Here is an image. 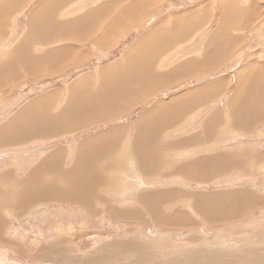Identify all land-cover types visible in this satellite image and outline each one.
Masks as SVG:
<instances>
[{
    "label": "rangeland",
    "instance_id": "rangeland-1",
    "mask_svg": "<svg viewBox=\"0 0 264 264\" xmlns=\"http://www.w3.org/2000/svg\"><path fill=\"white\" fill-rule=\"evenodd\" d=\"M43 1L27 0L26 4L13 14L8 40L0 44L1 48L5 44L8 51L21 40L29 18L37 17V9ZM109 1L124 0H77L58 16L63 20L69 17L70 19L82 17L95 7ZM21 2L23 3L22 0ZM118 7H125V5L121 4ZM249 7L255 9L254 14L250 12L249 19V22L252 21L254 24L248 23L246 27H241V30L234 32H231L227 24L224 26L225 30L220 32L224 12L225 17L239 19L236 13L239 14ZM128 8L136 9L131 6ZM141 8L143 13L121 17L122 27H118L117 34L112 35L114 39L112 44H105L113 45L109 47L110 51L105 55H93L95 43L92 39L102 38V32L111 20L98 19L96 22L100 35L93 36L94 32L90 30H86L83 35H76L82 38V43L76 42L69 47V51H66L60 61L56 59L53 67L50 68L45 60H41L37 76L27 77L19 72L20 79L6 83V87L0 89V131L7 125L12 126L14 119L17 125L18 114L30 103L46 95H55L54 112L57 115L62 113L69 97V89L78 81L90 80L91 89L97 92L99 77L93 80L92 76L85 75L95 73L100 69L98 67H103L115 58H119L132 43H136L162 22L165 23L161 29L156 30L158 34L155 35L171 34L175 26L174 20L188 19L196 14L199 17V19H191L190 24L185 26L188 32L182 44L178 45L175 39L172 40L171 47H173L163 53L167 61L162 64L163 66L159 62L164 61V55H159L156 50L153 51V54L156 53L158 57V60L154 59L157 60L158 71H172L189 58L200 56L209 45L210 37L220 32L217 36L220 39L218 41L220 46L217 43L213 49L216 47L218 49L212 51V54L207 53L209 54L207 59L214 57V60H211L214 63L212 69L205 75H196L200 71L198 69L200 66L192 65L190 68L194 74L192 80L184 81L183 77L175 76L172 82L163 88L159 87L161 81L158 80L156 83L155 80L147 77L146 84L151 82L150 85L156 86L159 92L152 96L142 95L137 102L125 106L118 114L110 115L109 119L95 121L90 126L78 128L71 133L67 131L45 140H31L23 142L29 144L0 149V173L20 169L17 177H25L32 168H37L39 162L57 152L64 153L63 165L71 169V164L74 162L73 152L77 147L89 144L90 140L98 134L103 137L108 136L110 132H120L117 139L119 147L115 154L112 153L116 158L110 159L115 163H109L106 156L99 161L101 164L111 165L110 169L103 170L101 175L113 181V187L104 194L110 201L109 207L112 210L108 211L104 203H95L98 197L103 198L98 193L96 183H94L95 186L84 185L92 178V172L94 174L100 172L101 166L98 163L94 169L86 170L85 168L77 171L80 176L81 171L84 170L90 174L86 176L87 174L82 173L85 178L78 179L79 187L82 185L80 193L78 190L73 191L75 198L76 195L87 197L89 202L87 207L76 202L48 201L31 206L26 205V209L20 211L0 206V221L2 220L0 233L3 236L0 235V264H264V205L257 204L254 208H248L244 215L236 219L212 223L204 219L200 214L199 205L195 208L194 200L189 198V195L211 196L240 192L264 201V160L260 158L264 155V120L257 119L256 128L245 133L229 125L226 112L228 104L240 85L244 70L253 64L257 66L264 64V0H148L145 4L142 3ZM234 36H236L237 44H230L232 41L229 39ZM104 39L110 41L109 37ZM71 43L69 42V45ZM105 45L101 48L104 49ZM151 45L149 44L147 48ZM59 47H61L60 44L54 46V48ZM33 49L36 53L40 47L34 46ZM221 55L226 56L220 59ZM77 59L80 60L77 61ZM76 63L80 64L76 65ZM24 64L28 67L27 61ZM72 64L74 67L70 66ZM152 66L154 65H150ZM127 67L126 63V66L119 68V72H126ZM45 68L51 71L44 72ZM104 71V69L101 70V73ZM137 71L143 70L138 68ZM110 73L114 74V71ZM261 80L264 81V76ZM214 83L219 84L212 93L213 100L207 106L196 110L186 121L184 120L185 123H182V126L164 130L158 135L162 138L167 131L168 136L175 142L173 150L168 152L169 150L166 151L161 146H153L149 151L157 156L155 157L157 164L153 170H150V175L147 176L149 172L141 175L136 165L138 162L135 158L128 156L131 143L139 132L137 122L161 102H168L187 94L190 96L193 93L192 89L197 90ZM77 85H74L73 89ZM259 108L262 106L260 105ZM217 111L222 112L212 129L211 123L209 125L212 131H210L212 135L210 139H206L204 141L206 143L198 144V148L197 146L182 148L184 138L194 133L201 134L200 128L203 123ZM159 117L157 114L153 116V118ZM20 119L18 126L27 120ZM147 126H141L139 130L143 131ZM33 149H38L36 155ZM242 151L254 154L253 158H259L258 162L250 161L246 164L248 168L246 171L237 167L224 173L206 174L201 179L192 176V171L188 176L178 171L180 166L189 165L201 158L215 157L220 153L236 162L238 158L235 155ZM163 153H167V156L159 157ZM67 154L70 159L66 156ZM66 157L69 159L67 162H65ZM85 163L86 167L96 164L94 161ZM116 163L123 168L117 167L114 170ZM241 166L244 167V165ZM53 192L52 196L55 199L62 197L70 200L73 197L69 195L70 193L59 196L57 192ZM161 193L172 194L163 200V205L156 196L149 197V200L147 199V202L143 204L139 201L142 196ZM217 209L221 212L218 206ZM135 212L139 214L140 217L136 218L140 220L131 218ZM218 212L215 215L220 216ZM173 217L177 218L176 223L168 221V218ZM162 218L164 222H161ZM69 228H72V231L68 234L55 237L56 229L67 231ZM55 240L63 242L67 251L61 256L52 254L39 259V254L45 255L44 252L48 253L50 248H53L49 245H52ZM101 250L103 251L100 252ZM107 251L111 253L108 254Z\"/></svg>",
    "mask_w": 264,
    "mask_h": 264
},
{
    "label": "crops",
    "instance_id": "crops-1",
    "mask_svg": "<svg viewBox=\"0 0 264 264\" xmlns=\"http://www.w3.org/2000/svg\"><path fill=\"white\" fill-rule=\"evenodd\" d=\"M15 1L22 3L21 0H15ZM22 1L23 3L21 6H24L27 0H22ZM75 1L77 0H73L68 6L72 5ZM146 2H148V0H124V1H117V2L109 1L107 3H102L100 6H97L91 11H89L88 14L82 16V18L88 21L90 25L88 30H90V32H94L93 36H96L97 34L98 35L101 34V33L99 34L100 30L98 29V23L96 22L98 19H110L111 20L109 22V25H107L105 29L102 27V30L104 29V31L102 32V38L99 37V38L92 39L93 42L95 43V45L93 46L94 50L92 52L94 53L93 54L94 56H98L100 54L105 55V53L110 51L109 47L113 45L108 46V47L105 46V48L103 49L100 46L101 40L105 41L104 38L109 37L110 41H105V42L112 44L113 42L112 40H114L112 38V35L117 34L116 29H118V27H122L121 17L122 16L128 17L132 14L136 15L137 13H143L142 11L143 9L141 8L142 3L145 4ZM41 4L39 5V7L41 6ZM121 4H124L125 7H118ZM21 6L16 8V11L19 10ZM130 6L136 7V9L128 8ZM66 9H63V10L65 11ZM254 11L255 9L253 7H249L239 12V14L236 13V15H238L239 19L240 18L242 19V18H246L247 14L250 15V12L254 14ZM59 14L60 13L58 12L56 16H58ZM225 15L226 13L224 12V18H223V21L220 27V32H222L223 29L225 30L224 26H227V24L229 25V23H235L236 20H239L237 17L229 18L227 16L225 17ZM196 18L199 19L198 14L188 19H182L178 21L174 20L175 26L173 28V32L171 31L172 32L171 34H167L166 36L165 35H162V36L155 35V34H158L156 33V30L159 28L161 29V26L165 23V22H162L161 24L156 26L154 30L150 31V33L145 35L143 38H140L141 40L139 39L136 43H132L119 58L117 59L115 58L112 62L104 66L102 65L103 67H98L100 69H98L95 73L91 72V74L85 75L88 77L92 76L93 78L92 77L91 78L94 80L97 77H99L98 79L103 78L102 75L105 74L107 75V77L108 76L112 77L113 81H116L115 77H118L123 74H126V75L128 74L129 81L128 82L120 81V82L126 83L129 89H128V92L124 96L114 97L113 99H110V101L111 100H122V102H114L115 105L119 104V107H117V110L109 109L108 112H104V113H100L99 111L90 112L89 115L84 117V120H82L83 126L81 127L90 126L95 121H102V120L109 119L110 115H115V113L118 114L122 112V109L125 106H129L130 104L137 102L142 95L152 96L158 93L159 89L156 86L150 85L151 82H149V84H146L148 83L146 81L148 79L147 77H150L152 80H155L156 83L158 82V80L161 81L159 82L161 83L159 87L163 88V87H166L168 83H171L172 78L175 76L183 77L184 81L192 80V77L194 76V74H192L193 73L192 70H190L192 65L198 66V67L200 66L198 68L200 71L196 75H205L206 73H208V70L210 71L214 65V63L211 61V60H214L213 59L214 57L212 56L207 59V56L209 55L207 53H211L215 49H218L217 47L213 49V47L217 46V43L220 40L217 37L220 32L213 35V37H210L209 45L205 47V50L203 51V53H201L200 56H197L195 58H189L188 60L181 63V65H179L177 68L173 69L172 71H168V72H161L160 70L158 71L159 68H158V65H156V61L158 60V57L156 56V53L153 54V51L156 50L159 55H164V61L159 62V63L161 65L165 64V62H167L166 55L163 53L167 52L169 49L173 47V46L171 47L173 39H175L178 45L182 44L184 40H186L185 36L188 31L186 30L185 26L187 24H190L191 19L195 20ZM39 19H43V16L40 17ZM79 19L80 17L71 18V19L69 17L68 19H64V20L61 19V20L66 21V23L68 24V21L70 22L71 20H79ZM191 22H194V21H191ZM230 29H231V32L239 31L235 29L234 26H230ZM76 32L77 31H72V33H75V34L71 35V37L76 36V35L79 36L80 34L83 35V33H85V31H81L78 33ZM7 35H9V32L7 33ZM29 35H30L29 42L28 44H25L26 48L24 50L21 51L20 49H18L20 42L22 40L19 41L16 45H14L8 51L3 52L0 50V62H6V63L11 64V62H8V61L12 59L16 63L20 61L22 65H25L24 62L27 61L28 66L36 69V76H37L38 66L41 65L40 63H42L41 60H45L51 68L54 66L53 64L55 63L56 59L60 61L63 58V56L66 54V51H69V50H66L60 56L53 58L54 49H59L61 47L54 48V46H57L58 44L53 45L55 39L52 38L53 36L52 31L40 30L38 27L35 26L33 29L31 28ZM47 38H48V41H47ZM233 38L231 37L229 39V41H232L230 44H235L237 42L236 36H234ZM78 39L82 40V38H78ZM76 40L77 39L68 40L66 42H63V45H66L65 47L69 48L70 46L75 45ZM151 41L157 42L158 46L155 48H150V47L147 48V46L149 45ZM69 42H72L71 45H69ZM218 45L220 46V42L218 43ZM34 46L40 47V50L36 53L33 49ZM136 48L139 50H135ZM228 51H231V50L228 49ZM228 51L226 52V55L228 54ZM226 55H221L220 59H224ZM80 59H77V61H79ZM154 59H157V60H154ZM35 61L38 64H36ZM126 63L128 64L126 72H123V73L119 72V68L121 66H126ZM78 64L80 63H76V65ZM55 65L57 66L58 64H55ZM150 65H154L156 67L155 68L154 66L150 67ZM70 66L72 67L73 64ZM149 67H150V70L148 71ZM138 68H141V70L143 71L138 72L137 71ZM103 69L105 70L104 71L105 73L103 72L101 73V70ZM117 70H118V74H117ZM113 71H114V74L110 73ZM85 76H82V77H85ZM263 76H264V64H262L261 66H257L256 64H253L247 70H244V72L242 73L240 85L233 99L231 100V102L228 104L226 108V112L229 117V125H231L232 128L234 129L239 128L240 131L247 133L251 131L252 129L256 128V125H258L257 119L264 120V81L261 80ZM98 82H99L98 84L101 83L100 81ZM218 84L219 83H214L210 85L208 84L206 86H202L201 88L197 90L192 89L193 93H191L190 96L187 94L188 96L183 95L175 99H172L168 102H161L160 104L152 108L147 114H145L137 122L139 132H137L136 134V139L133 140V143H131V151L128 153V156L135 158L136 162H138L136 165L140 169L141 175H146L147 172H149L147 176L150 175L151 174L150 170L151 169L153 170V167L156 166L157 164V160L155 159V157L157 156H154L152 152L149 151L153 146L154 147L161 146L166 151L169 150L168 152H170V150H173L172 148L175 142L168 136V132L165 131L162 138L158 137V135H160L164 130H170L171 128L181 125L182 123L184 124L185 121L189 118V116L193 114L194 112H196V110H199L207 106L213 100L214 96L212 95V93L215 91ZM51 95L53 94L46 95V96L48 97ZM44 97H42L41 99H43ZM99 98L100 96H97V99ZM261 98L263 99L260 100ZM41 99H37L34 102H38ZM260 105L262 106V108H259ZM237 110H240L239 115H236ZM25 111H26V108H24L18 114V123L21 121L20 118H22V120L28 119L30 124L33 123L35 127L40 130V134H43L42 128L44 124L42 123L41 117L52 118V116L47 115V113L37 112L36 109L34 111H32V109H29L28 114ZM221 112L222 111L215 112L214 115L209 117L208 120H206V122L203 123V125L200 128V131L202 130L201 134L194 133L190 135L189 137L184 138V142L181 147L185 148V147H190V146L191 147L197 146L198 148L199 147L198 144L206 143L204 141L206 139H210V137L212 136L211 129L215 125V122L219 120ZM243 113L244 115L247 116V119L249 118L253 119L254 123L252 125L247 126L241 123L242 119L239 118V116ZM156 114L159 115L160 117L153 118V116H155ZM59 115H61V113H58L57 117ZM234 120H235V123L233 122ZM18 123L16 125L15 119H14V121L12 122V126H13L12 128H10V126L7 125L6 127H4V130L0 131V149L22 146L21 144L15 143L17 139L18 131H13V130H15L16 128L18 129ZM38 125H41V126H38ZM146 125L148 126L146 127L145 130L143 131L139 130V127L146 126ZM209 125L211 129L209 128ZM10 130H12V132H9ZM119 134L120 132H117V131L114 133L110 132L108 133V136H103V137H101L98 134L97 136L93 137L92 140H90V143L86 141L89 144L87 145L83 144L82 146L77 147V149H75V152H73L74 162H72L71 164V167H72V168L70 167L71 169L63 165L64 162H62V160H63L64 153L57 152L49 157H46L47 159L45 160L43 159L45 154L42 155V159L44 161L39 162L40 164L37 165V168H32L31 171L28 173V175H26L25 177L24 176L17 177V173L20 172V169L19 170L17 169L16 171L11 170L10 173H12L14 177L15 178L17 177L18 179L28 178V176L33 177L34 179L48 178L49 180L57 182V183L49 182V184H47L50 190L52 187H61V189H63V187L66 186L69 182H74L73 179H75L78 182V179L85 178L84 175L87 174L86 176L88 175L90 176V174H88L85 170L81 171V176H80V174L77 173L78 169L79 170H82L85 168L86 170L89 168L94 169L96 165L100 164L101 166V169L99 170L100 174L99 173L94 174L92 172L91 173L92 178H90V180H87L84 185H87L88 181H90L89 183L94 186H95L94 183H96L97 185L96 187L99 191L97 192L99 193L100 196L102 195L103 198L98 197L99 199L97 198L95 200V203L97 204L104 203V206L108 209V211H111L112 208L109 207L110 201L107 199V197L104 194H105V191L107 192L109 189L113 187V181L110 178H104L101 175V172L103 170L110 169L111 165L109 164L104 165V163L101 164L99 161L101 158L106 156L107 160L109 159V163L111 164L113 162L115 163V161L110 160V159L115 157L114 155H112V153L115 154V151L119 147L117 143ZM48 136H49L48 138H50V135ZM5 138H12L13 140L5 141ZM38 140L40 139H35L33 141H38ZM25 144H29V143H23V145ZM178 144H181V143L178 142ZM33 150L35 151L34 153L36 155L38 149H33ZM66 156H68L69 158L68 154ZM166 156H167V153H163L159 155V157H166ZM235 156H237L236 158H238L240 161L237 159L236 162H234L233 160L228 159L226 156L220 153L218 155H215V157L201 158V160L198 159L189 165L180 166L178 167V171L180 170L179 173L180 174L184 173L186 174V176H188L190 172L192 171L193 172L192 176H194L197 179H201L202 177H205L206 174L211 175L213 173H224L225 171L228 172L231 169H235L237 167H241V170L246 171V169H248L245 166L246 164H248L250 161H257V162L259 161V158L257 157L253 158L254 154L251 155L248 152H244V151L237 153V155ZM68 158L66 157L65 162H67L70 159ZM260 158L264 160V155L260 156ZM93 161L96 164H90V165H87L86 167L85 162H93ZM162 165H165V164L162 163ZM241 165H244V167H242ZM117 167H119L120 169L123 168L122 165L118 166V164L116 163L113 169L116 170ZM5 172L7 173L9 171L7 170ZM82 173H84V175ZM59 180L60 182H58ZM32 188H35V187H32ZM11 194L16 195V193H11ZM242 194L249 196L251 198L253 197L245 193H242ZM169 195L170 193H163V194L161 193L158 195L151 194V195L142 196L139 201H141V203L143 204L147 202V199L149 200L148 197L156 196L159 199V202H161L163 205L164 204L163 200H165V198H169L172 194L170 196ZM230 195L234 196L233 201H235V197L240 196L241 193L237 192V193H232V194H223V195H216V196H226L227 197ZM203 196L204 197L202 198V200L199 201L196 198L197 196L189 195V198L191 200H194L193 204L195 208H197V205H199V209L201 206H204L206 204L208 205L207 199L215 195H211V196L203 195ZM254 199L258 200L259 198L255 197ZM46 201L62 202L61 200H58L52 197ZM37 203H33V204H37ZM88 203L82 204L79 202L78 204L82 205L83 207H87ZM263 203L264 201L260 199V202L259 201L256 202L255 205L257 204L259 206L264 205ZM236 204H237V201L234 202L235 207H236ZM114 211H116V209H114ZM200 214L204 217V219L206 218V220L211 221L206 213H203L200 211Z\"/></svg>",
    "mask_w": 264,
    "mask_h": 264
},
{
    "label": "bare ground",
    "instance_id": "bare-ground-1",
    "mask_svg": "<svg viewBox=\"0 0 264 264\" xmlns=\"http://www.w3.org/2000/svg\"><path fill=\"white\" fill-rule=\"evenodd\" d=\"M72 1L73 0H44L41 6L37 9L38 10L37 17L29 18L28 26L25 29V34H23V36L20 38L22 41L20 40L21 42L18 49L22 51L26 48L25 44H28L29 42L30 30L31 28L33 29L35 26L38 27L40 30L52 31L53 32L52 38L55 39L53 45H57V44L61 45V48L54 49L53 58L60 56L63 52L68 50V48L65 47L66 45H63V42H66L70 39L71 40L77 39L76 40L77 43H82V40L78 39V37L76 36L71 37V35L75 34L72 33V31H77L76 33H78L81 31L88 30V28L90 27L88 21L80 17L79 20H71L70 22L67 20L68 21L67 24L66 21H62L58 16H56L58 12L61 14L64 11L63 9H66L67 6ZM21 5L22 3L17 2L15 0H0V44L7 42L8 40L7 33L9 32V29L11 27L10 20L12 19V17H14L13 14L16 12V8H18ZM42 16L43 19H39ZM250 18L251 16L247 14L246 18H242L241 20H236L235 23H229V25L234 26L235 29L237 30H241V27H246L248 23L254 24V22L252 21L249 22ZM63 36L65 37L68 36V37L64 38ZM106 43L109 44L108 42L101 40L100 46L102 47ZM149 44H152L151 46H149L150 48H155L158 46V43L155 41H151ZM6 47L7 45L5 44L2 48L0 46L1 48L0 50L1 51L4 50L3 52H5L7 51L8 48ZM8 62H11V64L6 62H0V89L5 88L6 83L9 84L14 82L16 79H20L21 78L20 73L26 75L27 77L36 75V69L33 67L30 66L25 67L24 65H22L20 61L16 63L12 59H10ZM45 71L48 72L51 70L44 69V72ZM128 76H129L128 74L127 75L123 74L120 75V77L119 76L115 77L116 81H113L112 77H107L105 74L102 75L103 78L99 80L101 83L99 84V90L97 92L96 91L94 92L93 88L91 89V83L87 79H83V81L76 82V84L74 85L77 84L78 85L74 89H73L74 85L69 89L70 93H69V97L67 98V103L64 106V110H62L61 115H59L58 117H57V113H55L53 109L54 107L53 100L55 98L54 97L55 95H51L48 97L46 96L43 99L39 100L38 102L30 103L26 107L25 112L27 114L29 113V109H32V111L36 109L37 112L47 113V115H52V118L41 117L42 123L44 124L42 128L43 134H40V130L37 129L33 123L30 124V122L27 119L24 124L18 126V134L15 143L23 145V142H28L35 139H40V140L48 139L49 137L48 135L55 136L61 133L64 134V132L66 133L67 131L71 133L73 131L78 130V128H81V126H83L82 120H84V117L89 115L90 112L99 111L100 113H104V112H108L109 109L117 110L119 104L115 105L114 102H122V100L110 101V99H113L114 97L124 96L128 92L129 89L128 85L124 83L129 81ZM125 77L127 78L125 79ZM120 81H124V82H120ZM97 96H100V98L97 99ZM239 111L240 110H237L236 115H239ZM239 118L242 119L241 123L247 126L252 125L254 123L253 119L252 118L247 119V116L244 115V113L241 114ZM233 122L235 123V120ZM12 127L13 126H10V128ZM12 140H13L12 138H5V141H12ZM73 181L74 182H69L66 186L63 187V189H61V187H52L50 190L47 184H49V182H54V183L57 182L49 180L48 178L34 179L33 177H29V176L28 178L18 179L17 177L15 178L14 175L10 173V171L7 173L4 171L3 173H0V206H6V208H13L16 211L24 210L26 209L25 208L26 205L31 206L33 203L46 202V200H48L49 198L51 197L53 198L52 196L54 195L53 191L57 192L56 194H58L59 196H65L67 193H70L69 195H73L74 199L73 197H71L72 199L70 200H66L62 197L59 198L58 200H61L62 202H76V203L80 202L82 204L88 203L87 197L83 193L82 194L84 196L77 197L76 195L75 198V193L73 191L78 190V192L80 193L79 190L81 186L79 187L78 182L75 179H73ZM58 182H60V180ZM87 185H91L89 181ZM11 193H16V195ZM203 197H204L203 195L201 196L199 195L197 196V199L201 201ZM233 198L234 197L216 196V195L212 196L207 199L208 205L210 206H208L207 204L201 206L199 211L206 213L212 223L217 221L222 222L224 220L228 221L234 218L236 219L238 218V216L244 215V212L247 211L248 208L249 209L251 207L254 208L256 202L258 201L260 202V199L256 200L254 199V197L248 198L246 195L241 194L240 196L235 197V201H237L235 207L233 205V202H235L233 201ZM217 206L219 209H221V212H218ZM216 212L220 213V216L215 215ZM136 217H140L137 212H135L131 216L132 219L140 220L139 218ZM162 221L163 218L161 219V222ZM168 221L176 223L177 218L176 217L168 218ZM71 231L72 228H69L67 231H64L63 229H56L55 237L66 235ZM0 235L2 236L1 233ZM49 246L53 248H50L48 253L44 252L45 255L39 254L38 255L39 259L40 257L42 259V256H48V255L51 256L52 254L53 255L58 254L55 256H61L63 255V253L67 251V249L64 248L63 242H61L60 240L59 241L55 240L54 243H52V245ZM102 251L103 250H101L100 252ZM38 253H40V251ZM41 253H43V251ZM107 253L110 254L111 252L109 253L107 251Z\"/></svg>",
    "mask_w": 264,
    "mask_h": 264
}]
</instances>
